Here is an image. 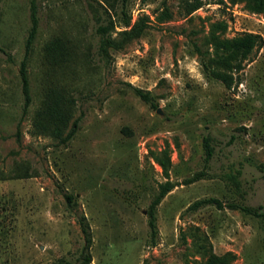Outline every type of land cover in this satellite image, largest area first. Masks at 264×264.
<instances>
[{
    "label": "rangeland",
    "instance_id": "374dc122",
    "mask_svg": "<svg viewBox=\"0 0 264 264\" xmlns=\"http://www.w3.org/2000/svg\"><path fill=\"white\" fill-rule=\"evenodd\" d=\"M194 1L130 0L122 10L118 1L113 9L105 0H0V264H82L85 251L91 264H206L212 252L226 264H264V220L227 206H264V11L245 0H202L190 11ZM33 4L39 26L24 112L20 67ZM125 12L145 23L142 34L102 56L97 26L121 23ZM245 32L263 46L227 87L205 72L198 51L209 56L214 37ZM57 36L74 53L63 67L45 59ZM48 82L76 99L79 129L68 144L33 132ZM205 137L215 148L208 164ZM167 180L177 186L156 208L153 237L150 204ZM204 197L225 208L189 209Z\"/></svg>",
    "mask_w": 264,
    "mask_h": 264
},
{
    "label": "trees",
    "instance_id": "16d2710c",
    "mask_svg": "<svg viewBox=\"0 0 264 264\" xmlns=\"http://www.w3.org/2000/svg\"><path fill=\"white\" fill-rule=\"evenodd\" d=\"M117 1L121 3L122 10H125L130 0H113L109 2L111 8L115 9ZM236 1V0H233ZM249 8L256 12L264 11V0H245ZM203 4L202 0H195L190 6V11L197 10ZM125 18L121 23H118L114 18L109 17L106 23H101L97 26V33L100 36L98 50L102 56H110V48L121 49L124 44L137 36H140L145 28V23L138 20L135 23H131L132 17L126 12ZM163 18H170L171 14L168 9L163 12ZM31 28L26 40L25 56L21 62L20 76L22 83V92L24 95V112H27L31 102V86L28 70V62L32 51L34 39L38 32L39 19L37 10L34 4L31 8ZM119 25L123 26L122 30H117ZM214 27H219V24H215ZM117 33V37L114 36ZM215 36L214 32L212 33ZM214 49L209 56H206L202 51H198L201 58V64L205 72L213 78L220 80L227 87H231L236 81L233 74L234 71H241L244 69L245 62L249 61L252 53L256 49H260L263 46V37L260 34L245 32L241 36L232 39H221L214 37ZM0 50L6 52L3 47L0 46ZM74 56L72 47L67 41L61 37L52 38L45 46V59L52 66H64ZM216 66L224 69H219ZM233 71V72H232ZM135 93L141 97L144 101L151 103L152 106H156L153 102V98L148 91H145L139 87H134ZM76 99L71 96L69 89L56 82H48L44 87L43 100L40 108L36 111L33 120L34 134H45L54 137L59 144H68V142L76 135L79 129V118L73 119L74 108ZM72 121V123H71ZM20 127L17 130V137L20 138ZM235 138V136H233ZM205 146V160L208 164L213 158L215 148L207 137L204 138ZM164 172L169 175L168 164L162 163ZM207 175L206 171L196 173L194 176L185 180V184L193 183ZM176 183L167 180L160 185L159 194L152 200L149 209V227L150 233L154 237L157 234L156 224V208L161 203L162 199L175 187ZM67 198L72 201L74 196L67 195ZM205 206H215L219 209L225 208L224 202L218 197H204L196 200L190 206V210H196ZM232 209H240L248 214L264 220V206L259 205L256 207L248 206L245 204H239L237 202H230L227 205ZM81 226L87 238V244L85 249L88 250L92 242V235L90 231V224L85 216L81 217ZM82 264H91L93 257L90 251H85L82 254ZM227 261L224 257L218 256L215 253H211L206 264H226ZM54 264H74L68 260H60Z\"/></svg>",
    "mask_w": 264,
    "mask_h": 264
}]
</instances>
